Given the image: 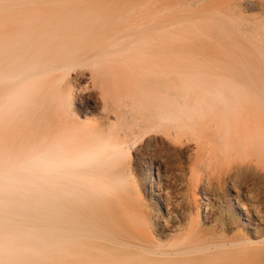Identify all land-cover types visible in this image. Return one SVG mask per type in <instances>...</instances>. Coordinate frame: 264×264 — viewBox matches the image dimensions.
Returning a JSON list of instances; mask_svg holds the SVG:
<instances>
[{
    "label": "bare ground",
    "instance_id": "1",
    "mask_svg": "<svg viewBox=\"0 0 264 264\" xmlns=\"http://www.w3.org/2000/svg\"><path fill=\"white\" fill-rule=\"evenodd\" d=\"M171 1L0 0V264H264V15Z\"/></svg>",
    "mask_w": 264,
    "mask_h": 264
},
{
    "label": "rangeland",
    "instance_id": "2",
    "mask_svg": "<svg viewBox=\"0 0 264 264\" xmlns=\"http://www.w3.org/2000/svg\"><path fill=\"white\" fill-rule=\"evenodd\" d=\"M172 1L176 2L177 0H172ZM182 1L183 0H178L177 2H182ZM212 2H213V4H212ZM251 2H253V3H251ZM259 2H261V3H259ZM210 4H212L213 7H217L219 5L218 6L219 9L224 13L225 16L239 17V16L242 15L246 19H252L253 17L261 16V15L263 16L264 15L263 14L264 13V9L262 10V6L264 8V1H262V0H250V1L249 0H203L201 3L198 4V7L200 9H206V8L210 9L212 7V6H210ZM214 4L217 5V6H215ZM200 6H202V7H200ZM179 9H180V12H179ZM177 10H178L177 11L178 13L185 12V8H177ZM261 12H262V14H261ZM224 20L227 21L226 19H224ZM227 22H229L231 24V26L234 27V29H236V30H240L241 29L239 27H241L242 22H238V21H235V22L227 21ZM250 22L251 21H249V24L251 25ZM229 23H226V24L230 25ZM226 24L224 25V22H222V21L217 23L216 26H214L213 30L207 31V35L208 36L211 35L210 37L198 36V37L194 38V40L192 42L195 43L196 45H199V47L204 46V48L206 50H209V51L212 50L213 53H214L215 50H216L215 52H218L219 49H220L219 48L220 46L217 44V41L218 42L220 41V43L223 42V41L225 42L226 38H227V37H224V35H223V34H225L227 32V26L228 25L226 26ZM249 27H251V26H249ZM224 29H226V30H224ZM221 31L224 32V33H222ZM219 35H222V36L220 37ZM217 38H220V40H218ZM221 38H222V40H221ZM213 43L216 46H213ZM209 47L211 49H209ZM201 48H203V47H201ZM213 48H216V49L214 50ZM203 141H208V139H203ZM158 142H160V141H158ZM190 144H191L190 148L185 149L184 152H183V160H185L186 162H190V164L188 163L187 167H186V175L187 176H191V173H193V172H198L199 174L204 173L206 176H207V174H211V176H216L217 177L216 174H217L218 170H216V169H221L222 167L225 168L229 163H231L232 165H240L241 162H243V160L246 159L245 155L244 156L241 155V151H239L238 149L237 150L234 149V150H231L230 153H228V155H226L224 153H218L219 154V158H217V159L214 158V160L212 161V164L210 165V167H208L209 165L207 166V165H204V164H202V165L201 164L192 165L191 166V161H188V156H190V155L191 156H193V155L195 156V153L198 150V144H197V142L195 140H190ZM209 145L212 146V143L211 144L209 143ZM191 152H193L194 154L191 153ZM189 153H191V154H189ZM246 161L247 160H245V163H246ZM139 165H140L139 166L140 167L139 171H140V174H141L140 177L143 178V180H146V178H147L146 177L147 176L146 172L147 171L144 169L145 165H146V162L145 161H140ZM154 174H155V179L157 180L156 172ZM206 176H205V178H206ZM216 177L214 179L215 184L219 183V180H217ZM204 183H205V181L202 182L201 187L198 190L199 191L198 192V194H199L198 198H199V201L202 204L203 210H205L204 212H206V207H207L206 203L208 202V199L205 198L206 194L203 191ZM189 187L193 188L194 184H190V182L185 180L182 183V186H181L182 193L180 194L181 198L184 199L185 202L190 200V198H189V195H190ZM231 192H232V197L231 198L233 199L231 201V204L237 206L238 205L237 200L234 198V195L236 194V191L231 190ZM226 199H228V198H226ZM226 203H227V200H226ZM249 207H250V205H249ZM250 209H251V207H250ZM251 211H253V210L251 209ZM164 214L166 215V210L165 209H163V216H164ZM205 226H210V224H206ZM253 228H254V226H253ZM249 230H253V229L249 227Z\"/></svg>",
    "mask_w": 264,
    "mask_h": 264
}]
</instances>
